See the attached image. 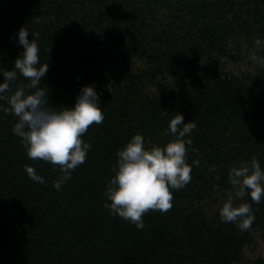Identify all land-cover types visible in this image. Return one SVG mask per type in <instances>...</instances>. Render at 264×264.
<instances>
[{
	"label": "trees",
	"instance_id": "1",
	"mask_svg": "<svg viewBox=\"0 0 264 264\" xmlns=\"http://www.w3.org/2000/svg\"><path fill=\"white\" fill-rule=\"evenodd\" d=\"M80 1L0 0V67L5 71L12 70L15 59L23 51L17 42L16 34L24 27L29 32V39H34V34L39 33L37 43L40 48V64L47 62L49 68L38 87L48 93L49 104L53 108L57 110L60 107L71 108L80 89L91 83L90 74L95 72L100 75V82L95 86V90L100 95L101 109L108 108V112L104 114L105 119L101 124L94 123L89 126L82 136L85 142L91 144L85 162L72 172L71 179L61 190L53 189L54 194H57L55 201H58V197L67 199L69 202L67 204L70 205L77 206L84 198L93 199L95 209H92L91 213L96 223L87 229L86 225L80 226L79 220L70 222L61 218L57 208H54L53 214L50 211L43 213L37 207L31 208L32 211L26 209L15 222L25 228L34 222V227L26 232L17 231L13 222L12 228L11 222L5 223L1 227L3 241L0 248L12 253V263L15 264H41L42 257L51 261L50 264L56 262L61 264L64 261L59 246L63 241L62 247L68 250H84L85 255L80 256L82 259L75 260L76 262L80 260L84 264H117L121 262L120 260L124 261V264L126 262L159 264L158 260L165 264H196L198 261L195 254L189 253V256H186L182 253L183 243L188 246L186 241L188 243L192 235L190 233L192 229L188 226L191 221L198 220V216L191 217V220L185 219L183 229H180L179 225L176 226L181 233L174 234L172 232L176 225L174 219L165 225L162 215L156 217L145 214L143 216L145 227L137 230L127 220L109 214V209L104 207L106 202L104 188L114 175L111 168L116 162L117 150L125 146L137 133L145 140L147 137L156 138L155 145L160 146L159 140L166 135L168 123L175 113L184 116V123L192 120L196 124L191 136L186 137L192 140V144L188 146L187 157V163L190 165L199 156H202L201 160L206 163H210V157L215 161L229 159L220 150H212L214 145L212 140L218 130L216 126L224 120L225 126L229 125L232 119L240 124L241 127L236 131L244 142H249L256 136L260 127L256 119L261 118L264 106V69L254 81V87H239L236 83H223L217 87L207 86L203 84L198 71L201 57L208 55L209 51L224 50L228 35L256 33L264 38V0H174L176 4L174 5L187 9L193 20L189 27L190 44L182 51V55L175 53L170 57L168 49L162 51L158 48L154 57L157 63L162 65L160 70L167 68L164 65L169 60L178 65V68L173 70L178 73L179 82L184 78H192L197 83L192 84V92L189 88L182 89V98L173 105L164 103L162 97L159 100L154 97L151 101L145 99L143 80L126 67L124 55L107 56L105 53L102 54L98 47L93 49L91 45L86 44L94 42L95 35L100 30L102 17L95 15L93 10L89 14H83L85 1L82 4ZM88 1L95 9L100 0ZM113 1L122 7L123 0ZM169 1L163 2L169 5ZM126 5L125 16L136 17L137 11L131 0H127ZM180 18L177 19L181 20ZM114 28V32L106 36L110 37L109 41L116 38L128 49L142 45L138 33L139 26L123 28L114 25ZM63 37H68L67 41L70 44H67L68 51L64 48L59 49L60 43L66 41ZM93 50L96 51L95 57L91 55ZM122 52L127 51L120 49V53ZM107 79L111 80L112 85L106 87L103 82ZM29 83L30 81L21 75L12 84V89L24 86L29 93L34 92V89L27 87ZM161 105L166 107L164 112ZM6 107V102L0 101V191L5 190L7 194L18 195L23 181L28 183L29 187L40 185L30 181L25 165L46 167L45 172L50 173L52 180H56L60 173L58 166L28 157L20 139L12 131L17 118L5 112L3 109ZM133 123H137V127H133ZM94 130L99 133H92ZM88 133H92L94 140L86 139ZM193 148L198 151L193 152ZM224 169L226 170V167ZM198 172L193 165L192 179ZM191 183L192 180L178 193ZM254 206H257V209L261 207L260 204ZM169 211L176 216L173 208ZM0 212L4 214L3 208ZM65 212L69 213L65 210L63 214ZM157 219L160 222L156 221ZM90 232L99 237L91 244L87 242ZM141 233L143 236H140ZM209 234H212L209 245L215 247V254L207 264H226L221 252L222 248L229 247L231 241L224 236L221 240L211 231ZM55 237L57 239L53 240ZM106 252L110 257L105 256ZM114 253L118 257L117 260H113ZM77 256L79 255L74 253L72 260ZM30 259L32 262H29ZM88 259H92L94 263H90Z\"/></svg>",
	"mask_w": 264,
	"mask_h": 264
},
{
	"label": "rangeland",
	"instance_id": "2",
	"mask_svg": "<svg viewBox=\"0 0 264 264\" xmlns=\"http://www.w3.org/2000/svg\"><path fill=\"white\" fill-rule=\"evenodd\" d=\"M84 1L83 14H89L93 10L95 15L102 17L100 30L95 35L94 42L91 44L86 42V44L91 45L93 49L98 47L99 51L102 54L105 53L107 56L114 54L124 55L126 67L134 75L141 77L143 80L145 86L143 96L145 99L151 101L154 97L158 100L162 97L164 103L173 105L177 100L182 98V89L186 90L189 88V91H193L191 86L197 82L192 78H184L185 80L182 79L179 82L178 73L173 70L178 65L176 66L174 62L169 60L164 65L167 68L164 67L165 69L160 70L162 65L158 64L155 59L156 57H154L158 52V48L162 51L168 49L171 54L170 57L175 53L182 55V51L187 49L191 40L189 27L193 23L187 9H184L183 6L176 7L174 0H170L169 5L164 4V0H131L132 6L137 11V15L136 17L130 16L128 18L125 16L127 12V0L121 1L122 7L116 5L113 0H111L112 2L110 0H100L95 9L93 8V4L89 3V1L87 2V0H81V4ZM178 17H181V20H178ZM114 25L123 28L132 27V25L139 26L140 30L138 33L140 35L139 38L143 42L141 43L142 45L128 49L126 45L122 44L123 42L118 41L116 38L109 41L110 37L108 36L109 38H107L106 36L110 32H114ZM67 38L63 37V40L66 39V41L60 43V50L63 48L66 51L69 50L67 44H70ZM257 40H260L261 44L257 45ZM224 46V50L209 51L207 52L208 55L201 57L198 74L201 76L203 84L217 87L223 83H236L239 87H254V81L264 69V62L254 59L253 54L257 58H264V38L256 33L230 34L227 36ZM120 49L127 52L120 53ZM95 53V50L91 52L92 57H95ZM62 55V52H60V56ZM172 65H175V67ZM99 76L95 72H92L89 76L91 83L88 86H94L95 88L98 82H100L101 77ZM103 84L107 87L112 85V82L107 79ZM161 107L162 112H164L166 107L164 105H161ZM102 111L105 114L108 112V108ZM261 115V118L256 119V122L260 124L259 130L256 136L249 142H244L241 135L239 136L236 130L241 126L234 119L227 126H225V120L216 126L218 130L215 132L216 137L212 140L214 142L212 150H220L229 159L215 161L213 157H210V163H206L201 160L202 156L197 157L196 160L200 161V165L199 167L195 166V169L199 172L192 179L191 185L187 186L185 190H181L182 192L180 193H178L179 191H173L172 208L176 216H173L170 211L161 213L149 210L146 213L156 217L162 215L163 221L166 222L165 225L174 219L176 221V225L172 228L174 234L181 233L180 229L184 228L185 219L191 220V217L198 216L199 219L191 221L188 226L192 229L190 231L192 235L188 243L186 241V245L188 244V246H185V243H183L185 252L183 250L182 253L186 256H189V253L195 254L198 264H207L215 254V247L210 246L211 244L209 245V238L212 235L209 234V231L217 235L218 237H216L219 239L224 236L225 238L227 237L229 242L231 241L229 247L222 248L223 251L221 252L226 264H264V200L259 203L261 205L259 209H257V206H254L256 203L252 202L248 196H245L243 200L237 199L234 201L236 205L243 202H249L252 205L255 221L247 231H241L234 223L221 222L219 216V210L223 203L234 195V189L229 183L230 169L244 164L250 165L253 159L259 160L261 166L264 167V106L261 110ZM137 125V123L132 124L133 127H137ZM92 133L98 134L99 132L94 130ZM92 133H88L86 139L94 140ZM171 139L173 137L170 134L165 135L162 140H159L160 146H163ZM156 141V138L147 137L145 146L150 148L155 145ZM225 167L226 170L224 169ZM33 168L36 169L38 175L44 178L45 183L37 187L31 185L30 188L28 183L23 181L21 187H19L18 195L16 193L7 194L8 192L5 190L3 192L0 191V210L3 208L4 211V214H0V243L3 241V230L1 227L5 223L11 222L12 228L13 222L17 231L23 230L26 232L32 230L34 222H31L28 228H25L22 225H18L15 220L26 209L32 211L31 208L33 209L34 207H37L43 213L50 211L51 214H53L54 208H57L58 213H60L58 215L61 218L63 217L70 222H78L79 220L80 226L86 225V227L88 226L87 229L96 223L91 213L92 209H95L93 199L87 200L84 198L77 206L67 204L69 203L66 201L67 199H60L59 197L58 201H55L54 199L57 198V194L55 195L53 192L55 180L51 179L50 173L45 172L46 167L36 165ZM30 181L33 180L31 179ZM65 210L69 213L65 212L63 214ZM156 221L159 220L157 219ZM177 225H179L180 229L176 228ZM198 225H200L199 228H197ZM141 235L143 236L142 233ZM98 238L97 234L90 232L87 242L91 244L93 241L98 240ZM56 239V237L53 238V240ZM63 244L64 241L60 242L59 246L63 254L62 261H64L61 264H84L80 260L78 262L75 261L85 255L84 250H68L62 247ZM74 253L79 256L72 260ZM106 255L110 257V254L107 252L105 253ZM117 259L118 257L114 253L113 260ZM88 261L94 263L92 259H88ZM120 261L117 264H124V261ZM29 262H32V259ZM40 262L41 264L51 263V261H47L44 257L40 259ZM158 262L159 264H165L163 261L158 260ZM114 263L116 262L114 261ZM0 264H15V262L12 263V253L0 248ZM125 264L132 263L126 262Z\"/></svg>",
	"mask_w": 264,
	"mask_h": 264
},
{
	"label": "clouds",
	"instance_id": "3",
	"mask_svg": "<svg viewBox=\"0 0 264 264\" xmlns=\"http://www.w3.org/2000/svg\"><path fill=\"white\" fill-rule=\"evenodd\" d=\"M16 36L23 51L15 59L12 70L0 67V101L7 104L3 110L17 118L12 131L28 157L58 166L60 175L53 186L59 191L87 158L91 144L82 139L83 134L89 126L99 125L105 119L100 95L94 86H83L71 108H53L48 93L38 87L49 68L47 62L40 64L39 33L29 39L28 30L22 27ZM256 44L261 41L257 40ZM253 58L264 62V58H257L255 54ZM21 75L30 81L27 87L34 92L29 93L24 86L12 89ZM195 128V122L184 123V116L175 113L165 133L173 139L163 146L146 147L145 138L137 133L117 150V159L111 168L114 175L104 193V207L109 209L110 215H118L142 230L145 227L143 216L149 210L165 213L173 207V190L179 191L190 183L193 165H200L199 160L192 165L187 163L192 140L186 137H190ZM192 151L198 150L193 148ZM25 170L34 182L45 183L35 168L25 165ZM229 183L234 195L219 210L221 222L234 223L241 231H247L255 221L252 205L249 202L236 205L234 201L243 200L245 196L256 204L264 200V167L257 159L250 165L232 167Z\"/></svg>",
	"mask_w": 264,
	"mask_h": 264
}]
</instances>
